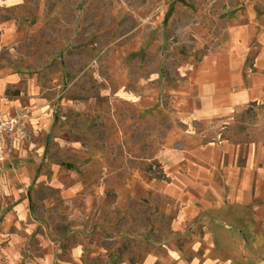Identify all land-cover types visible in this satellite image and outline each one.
I'll list each match as a JSON object with an SVG mask.
<instances>
[{
	"label": "rangeland",
	"instance_id": "1",
	"mask_svg": "<svg viewBox=\"0 0 264 264\" xmlns=\"http://www.w3.org/2000/svg\"><path fill=\"white\" fill-rule=\"evenodd\" d=\"M248 22L264 36V0H0V119L13 124L0 264H245V246L264 251V222L228 212L235 187L186 182L167 160L187 139L170 93ZM221 137L263 147L264 105Z\"/></svg>",
	"mask_w": 264,
	"mask_h": 264
},
{
	"label": "crops",
	"instance_id": "2",
	"mask_svg": "<svg viewBox=\"0 0 264 264\" xmlns=\"http://www.w3.org/2000/svg\"><path fill=\"white\" fill-rule=\"evenodd\" d=\"M185 78L186 84L175 88L170 98L175 116L185 124L187 139L167 160L184 165L186 182H206L221 175L236 189L225 191L230 215L242 211L260 225L264 222V146L236 145L221 136L249 105H264V36L252 23L244 24L229 34L224 51L204 56L185 71ZM198 125L204 129L197 130ZM229 223L236 231L237 222ZM243 260L264 264V251L257 254L245 246Z\"/></svg>",
	"mask_w": 264,
	"mask_h": 264
},
{
	"label": "built area",
	"instance_id": "3",
	"mask_svg": "<svg viewBox=\"0 0 264 264\" xmlns=\"http://www.w3.org/2000/svg\"><path fill=\"white\" fill-rule=\"evenodd\" d=\"M13 124L7 119H0V156L3 151L4 137L11 131Z\"/></svg>",
	"mask_w": 264,
	"mask_h": 264
}]
</instances>
